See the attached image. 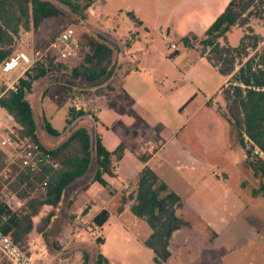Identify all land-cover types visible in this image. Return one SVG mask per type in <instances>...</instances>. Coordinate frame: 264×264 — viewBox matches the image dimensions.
<instances>
[{"label": "trees", "instance_id": "1", "mask_svg": "<svg viewBox=\"0 0 264 264\" xmlns=\"http://www.w3.org/2000/svg\"><path fill=\"white\" fill-rule=\"evenodd\" d=\"M85 1L82 5L81 0H0V64L12 54L14 37L19 36L20 28L36 30L44 20L63 14L58 3L85 18L86 10L93 0ZM263 14L264 0H231L202 37L189 34L179 40L186 48L197 46L201 55L206 56L227 78L221 90L226 105L225 115L236 131L237 142L245 150L247 166L259 180L258 186L252 190V196L256 198H264V38L248 24L252 15L262 17ZM128 17L135 24H141L132 13H128ZM235 26H248V29L239 44L231 46L227 41V33ZM64 30L56 32L51 41ZM130 37L132 38L127 39L124 51L135 41L133 34ZM87 44L91 51H82V64L72 70V78H84L91 87L107 76L115 62L116 51L112 45L96 37H88ZM122 53L123 51L111 79L104 86L97 87L96 93H91V88L82 92L65 85L71 91L72 99L79 98L78 95H88L95 100L105 91L123 90V77L130 67L123 63ZM51 66V63H37L31 73L21 79L17 91L10 90L0 99L2 107L13 116L18 125V136L28 139L43 153H49L59 164L56 169L48 164L42 165L37 171L12 164L8 167L11 172L5 173L4 181L0 178V229L20 247H23L35 230L34 217L39 215L41 208H58L66 189L79 179L95 171L93 180L106 186L103 176L114 175L112 158L120 160L125 148L121 144L111 153L103 146L98 135L92 148L88 121L80 122L72 133L62 139V133L44 116L45 132L49 137L60 141L51 146L42 142L27 95L34 82L47 76ZM89 115L91 113L70 107L67 125ZM91 116L97 122L96 116ZM7 158L6 152L0 149V175L7 166ZM149 158L147 153L140 155V160L144 163ZM129 202H132L131 213L145 220L151 228L144 244L153 251L154 263H167L172 256L169 246L173 234L190 225L177 213V209L182 206L181 197L155 171L145 166L137 178L133 194L122 198L120 212ZM54 216V211L44 216L36 231L43 234ZM109 218V211L104 209L93 218V225L102 229ZM103 244V239H97V255L91 260L89 254L85 253L83 264H112L100 251Z\"/></svg>", "mask_w": 264, "mask_h": 264}, {"label": "crops", "instance_id": "2", "mask_svg": "<svg viewBox=\"0 0 264 264\" xmlns=\"http://www.w3.org/2000/svg\"><path fill=\"white\" fill-rule=\"evenodd\" d=\"M93 1L101 3L102 17L113 27L115 35L135 36L132 46L122 53L126 65L129 60L134 62L123 77V90L106 92L87 103L97 118V122L94 121L96 135L106 150L113 153L121 144L125 148L122 158L117 160L114 175L103 176L106 186L95 182V171H91V175L66 189L63 201L68 200L69 212L79 215L84 211L92 223L93 218L105 209L110 213L108 221L115 219L114 231L126 227L123 217L131 212L132 202L120 212L121 200L133 194L140 172L148 166L181 197L182 206L177 213L183 217L179 211L187 201L195 200V179L197 187L207 182L214 184L207 179L210 173L203 172L206 167L214 169L211 174L219 182L229 181L237 168L241 171L249 169L245 150L237 142L236 131L225 115L221 90L227 78L201 55L197 46L186 48L179 42L189 34L202 37L231 0H153L151 13L143 6L135 5L132 9L131 0H125V8L118 7L117 0ZM108 7L116 14L108 13ZM128 13L141 24L130 20ZM40 29L41 25L36 30L20 28L19 36L14 37L15 44L21 38L22 48L31 42V46L43 49ZM242 30L235 26L227 33L231 46L239 44L244 34ZM170 44H175L177 49H170ZM48 138L54 144L60 140ZM145 153L150 155L146 163L140 160V155ZM133 218L137 220L135 216ZM108 221L101 229L104 244L106 234L103 231ZM133 223L136 225L137 222ZM190 229L189 225L173 234L170 250L174 238L179 234L187 237L189 233L184 230ZM213 230L216 237L208 245L222 238L221 230ZM148 236L142 240L143 244ZM260 238L264 239V234ZM104 244L101 252L114 264L103 252Z\"/></svg>", "mask_w": 264, "mask_h": 264}, {"label": "rangeland", "instance_id": "3", "mask_svg": "<svg viewBox=\"0 0 264 264\" xmlns=\"http://www.w3.org/2000/svg\"><path fill=\"white\" fill-rule=\"evenodd\" d=\"M81 1L82 5L86 2ZM131 2L132 9L135 5L143 6L147 13H151L153 0H131ZM116 4L120 8H125V0H117ZM57 6L63 14L47 19L41 24L39 36L44 44L42 48L49 45L51 37L56 32L69 27L75 31L80 41V51H91L87 48L89 47L88 37L102 36L118 45V49H115L117 57V51H124L125 43L132 38L130 35L121 37L115 35L113 27L106 23L101 12L90 15L86 10L85 18H81L66 6L59 3ZM108 10V13H114L112 8L108 7ZM116 20L118 19H115L118 23L119 21ZM248 25L264 38V14L262 17L252 15ZM247 29L248 26L244 27L243 33ZM21 44L22 39L20 38L13 45L12 53L31 51L36 48L31 46V42L25 48H22ZM83 54L80 52L78 56L66 61L47 60L46 63L52 64L49 73L41 80L34 82L35 85L27 95L35 111L40 138L45 145L55 144L50 142L52 140L49 141V136L44 130L43 116L55 129L60 132L64 131L62 139L73 132L70 131L71 125H67V118L69 108L75 107L74 104L78 100L72 99L71 91L65 85L74 87L76 91L83 92L84 89L91 88V93L97 92L98 86L95 84L89 87L84 78L78 80L72 78V70L82 64ZM14 76H0L2 93L6 90V83L10 82ZM78 96L83 98L85 103L91 100L88 95ZM90 108L88 105L86 112L93 115ZM91 115L88 117L93 119ZM6 122L17 132L18 125L14 118ZM88 123L92 129V121ZM5 152L8 158L7 166L0 175L2 181L6 177L5 173L11 172L8 167L12 165L8 152L6 150ZM245 169L241 171L237 168L236 172L231 173L229 181L219 182L211 174L214 169L206 167L203 172L210 173L208 174L210 178H206L214 184L207 182L197 187L198 181L195 179V200L187 201L184 208L179 211L190 222L191 229L184 230V233H189L187 237L179 234L174 238L171 248L172 257L166 264H264V239L260 238L264 234V198L252 196V190L258 186L259 180L253 176L250 168ZM61 204L56 209L48 206L41 208L39 215L34 217L35 230L21 248L42 264H83L85 253H88L92 260L99 250L96 240L103 239V233L100 237L93 236L91 231L96 226L93 225L91 218L85 216L84 211L79 215L69 212L70 205L66 199ZM49 208H51L50 211H48ZM51 211L55 212V216L49 227L41 234L36 231V227L41 219ZM134 216L129 212L123 217L126 227L118 226L119 228L114 231L115 219L111 218L104 228L106 241L102 250L114 264H154L153 253L142 243V240L151 233V228L145 220L136 216L137 220H135ZM133 221L137 222L136 225ZM209 225L213 228H209ZM227 226L231 228L227 230ZM214 228L222 231V238L213 245H208L216 237Z\"/></svg>", "mask_w": 264, "mask_h": 264}, {"label": "built area", "instance_id": "4", "mask_svg": "<svg viewBox=\"0 0 264 264\" xmlns=\"http://www.w3.org/2000/svg\"><path fill=\"white\" fill-rule=\"evenodd\" d=\"M101 3L93 1L87 8L90 15L100 12ZM170 49L176 50L175 44H170ZM81 45L72 28H66L46 48H33L28 51H16L3 61L0 66V76L10 77L15 75L10 82L6 84V90L0 95V99L9 91H17L21 79L25 78L27 73L37 63H46L47 60L56 59L66 61L80 54ZM125 61V60H124ZM123 61V63H124ZM128 66L134 65L132 60L128 61ZM119 65V64H118ZM123 72V71H121ZM83 98H78L74 106L77 110H84L88 107L83 102ZM12 121V115L7 112L0 103V149L6 150L10 156L11 164H17L22 168H28L31 171H37L42 165H50L52 168H58L57 161L51 158L49 153H43L28 139L19 137L17 132L12 129L6 121ZM114 172L117 170V161L112 158ZM215 175L221 177L219 172ZM10 196V195H9ZM91 234L96 237L102 236L99 227H95ZM0 264H42L38 262L33 255L28 254L20 246L15 244L9 235L4 234L0 229Z\"/></svg>", "mask_w": 264, "mask_h": 264}, {"label": "water", "instance_id": "5", "mask_svg": "<svg viewBox=\"0 0 264 264\" xmlns=\"http://www.w3.org/2000/svg\"><path fill=\"white\" fill-rule=\"evenodd\" d=\"M100 39L106 41L107 43H109L110 45H112L115 49H118V45L116 43H114L113 41H110L108 39H106L105 37L99 36ZM121 51H117V57L115 60V63L113 64V66L111 67V69L109 70L107 76L100 82L96 83V86H101L106 84L112 77L115 69L117 68L118 64H119V55H120ZM82 120H89L92 121L93 123V128L91 129V142H92V148L95 145V141H96V131H95V122L93 119L89 118L88 116H83L80 117L79 119H77L70 128V131L72 132L73 129L79 124V122H81Z\"/></svg>", "mask_w": 264, "mask_h": 264}]
</instances>
